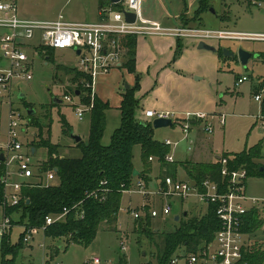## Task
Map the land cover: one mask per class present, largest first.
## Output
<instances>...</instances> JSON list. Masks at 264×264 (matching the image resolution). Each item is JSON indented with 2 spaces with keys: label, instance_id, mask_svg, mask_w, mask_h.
I'll list each match as a JSON object with an SVG mask.
<instances>
[{
  "label": "rangeland",
  "instance_id": "374dc122",
  "mask_svg": "<svg viewBox=\"0 0 264 264\" xmlns=\"http://www.w3.org/2000/svg\"><path fill=\"white\" fill-rule=\"evenodd\" d=\"M160 1L141 0L142 10L148 16L155 17L161 14L164 17L165 12H171V7L169 0ZM158 2L164 6H160ZM210 3L216 13L215 16L210 12H205L201 17L195 16L196 5L192 12L190 11L189 18L184 15L181 20L178 19L179 26L264 34V3L261 6L251 4L249 0H211ZM19 4L23 13L37 22L61 16L78 17L88 5L87 0H19ZM161 9L164 11L162 12ZM183 19L187 20H185L187 25L184 24ZM162 26L179 27L174 21L165 22ZM38 43L35 38L24 50L30 59L32 79L30 81L15 80L6 89L0 87V144L3 145L6 142L11 117L17 120V140L26 150L31 146L30 143L34 137L39 134L38 128L33 124V121H36L42 128L41 137L50 145H60L57 150L60 157L78 158L79 151L72 146L73 140H70L69 135L64 136L61 133L60 117L56 108L60 113L65 114L66 122L71 126V132L79 136L83 142H86L88 136L89 115H84L82 121H79L67 102H62L63 104L57 107L51 106L53 98L58 97L62 100L67 84L69 85L72 79L70 74L56 67L59 64H70L69 67H72L73 54L71 51L55 50L54 56L50 55V58L46 59L45 52L42 53L36 49ZM197 44L198 42L194 40L178 42L170 37L137 36L136 73L139 76V88L133 91V96L138 101V107L134 113L135 119L144 122L145 117H141L140 109L144 108L142 103L144 104L146 100H159L165 94L178 96L190 105L189 110L193 111L192 114L196 112L207 116V122L202 121L194 125L193 129L196 131L194 134L198 141L196 146L192 147L194 148L192 153L187 152V144L177 131L179 125L176 119H185L186 113L184 115L171 113L173 114L171 120L174 123L171 130L153 131L154 138L160 142L166 139H169L172 144L178 140L181 141L176 148L170 150L169 155L175 161L189 160L192 156H194L192 160L202 159L210 150L221 158L224 156L232 159L233 154L261 144V157L258 163L264 165V131L253 119L260 113L261 108L264 112V99L261 105L253 100L256 84L264 82V42L231 40L208 42V45L216 48V52L198 50ZM222 49L229 50L235 56L238 50L242 49L251 53L253 57L245 66H242L237 56L224 57L221 54ZM179 58H181L179 64L176 65ZM5 67L7 62L0 57V68ZM171 69L177 70L176 72L183 76L178 79L173 78ZM118 70L119 73H123V68ZM244 76L248 80L234 87L235 80ZM156 83L159 84V89L152 95ZM126 90L124 82H120L115 88L117 94H123ZM28 110L34 111L31 117L27 114ZM220 119H223V125H220ZM119 124V112L113 108L107 109L105 129L101 139L103 146L110 144L111 135ZM206 124L210 125V131L204 130ZM137 151L135 161L137 166H140L142 160ZM31 157L35 167L39 168L46 161L47 153L43 148H38ZM190 167L191 165H188L187 169ZM177 174L179 180L184 179L180 171ZM246 193L264 198V176L250 177L246 182ZM129 198L131 202L128 204ZM140 203L141 197L137 193L123 195L120 207L138 211L143 221L135 220L131 213L120 209L121 212H118L115 222L108 225L102 223L94 240L86 246L77 243L66 244L63 239L52 240L44 237L39 230H35L33 240L17 251L15 261L20 264H39L43 255H46L52 262L60 264H85L88 259L95 256L113 264H118L121 260L123 264L154 262L157 252L162 249L163 235L173 231L177 225L173 221V216L181 215L182 211L198 215L204 213L206 209L205 205L199 204L194 198L185 200L182 204L181 201L173 199L170 202L173 207L172 213L163 221L154 219L153 223H150L144 220L146 215L141 210ZM154 206L157 207V205ZM9 217L14 223L19 222L17 216ZM152 227L158 230L150 233ZM22 231L20 225H14L9 236L12 245L19 242ZM122 242L126 247L125 251L121 249Z\"/></svg>",
  "mask_w": 264,
  "mask_h": 264
},
{
  "label": "built area",
  "instance_id": "2783aa9c",
  "mask_svg": "<svg viewBox=\"0 0 264 264\" xmlns=\"http://www.w3.org/2000/svg\"><path fill=\"white\" fill-rule=\"evenodd\" d=\"M125 12L135 15L133 23L125 20ZM98 15L99 20L93 23H65L61 18L54 22L27 21L18 16L17 0H0V29L4 31L0 36V57L7 62V67L0 68V87L6 89L15 80L32 79L30 59L24 50L33 39L37 38L39 42L36 49L43 47L59 51L71 50L76 58L74 69L82 74L83 78L67 84L62 102H67L73 108L77 119L82 121L84 115L89 114L93 108L99 79L113 70L123 68L125 47L122 40L128 36H162L205 43L221 40L264 42V34L251 35L181 26L165 28L157 21L144 18L141 0H120L117 4L109 2L100 6ZM76 50L80 51L78 55ZM247 80L245 76L238 77L234 87ZM75 91H78V95H75ZM84 97L89 98V103L81 102ZM263 99L264 82H258L253 91V100L261 105ZM144 116L152 120L172 119L173 114L146 110ZM253 119L264 131L262 108ZM192 121L207 122V116L202 113H186L185 119H176L184 135L188 133ZM220 125H223V119H220ZM17 128V120L10 117L6 142L0 144V155L3 156V161H0V186L3 187L0 203V248L3 238L10 234L14 227L5 209L18 205L24 187L38 184L48 186L55 179L56 172L55 169L38 172V167L32 162L31 148L24 150L17 140ZM204 130L210 131V125L206 124ZM165 144L173 145L170 141ZM163 160L173 163L169 154H165ZM229 160L230 158L222 157L218 161L220 182L205 178L196 185L194 182L178 181L166 176L153 190L147 189L142 180L131 182L128 188L123 189L122 194L137 193L161 200L159 207L147 204L141 206V210L150 219L163 221L169 216L172 212L169 202L171 199L185 201L194 198L199 204L214 206L219 227L212 240L198 247L193 253L172 255L167 264H264V198L246 193V182L249 179L247 170L243 167L230 169ZM76 207L78 206L75 205L72 209ZM69 211L64 208L56 216H46L39 228L21 226L22 244L27 245L33 240L35 230L44 234L47 227L63 221ZM131 215L135 220L140 219L138 211L132 210ZM78 216L82 217V213ZM254 222L256 226L251 229ZM121 249L126 250L123 242ZM254 257L259 260L253 261ZM42 264L60 263L46 258ZM85 264L113 263L95 256ZM145 264L158 263L154 261Z\"/></svg>",
  "mask_w": 264,
  "mask_h": 264
},
{
  "label": "trees",
  "instance_id": "16d2710c",
  "mask_svg": "<svg viewBox=\"0 0 264 264\" xmlns=\"http://www.w3.org/2000/svg\"><path fill=\"white\" fill-rule=\"evenodd\" d=\"M100 1V6L109 3L108 0ZM210 2L211 0H198L194 15L201 17L205 12H210V9H213ZM185 20L183 19L184 24ZM122 45L125 47L123 68L134 76V84L122 95L119 106L120 124L113 131L110 144L107 146L101 144L105 129V111L108 105L96 97L89 113L88 138L86 142L81 140L73 146L79 151L78 158L60 157L57 154L59 146L50 145L43 139L41 137L42 128L38 122L33 121L39 134L31 141L30 147L35 150L43 148L47 153V159L40 165L38 172L44 173L55 169V179L48 186L38 184L39 186L22 189L18 205L5 209L6 215L19 218L18 223L11 220L13 226L39 228L43 225L46 216H56L66 208L70 211L63 221L47 227L44 237L52 240L63 239L66 244L77 243L86 246L94 240L102 223L108 225L116 220L122 191L129 187L134 176L133 148L139 146L143 158L156 156L163 160L167 148L153 139L151 124L140 122L134 117L138 101L134 98L133 91L139 88V76L135 70L136 38L128 36L122 40ZM38 49L40 51L51 50L43 47ZM56 68L70 74L72 83L83 78V75L73 67L57 66ZM81 102L87 104L89 98L84 97ZM51 106L56 105L52 103ZM60 123L61 133L70 135L71 128L63 116H60ZM260 147L261 144H258L233 154L228 166L230 169L245 168L249 178L263 177L264 165L258 163L261 157ZM189 170L196 185H199L205 178L220 182L219 163L215 165L193 164ZM104 190L107 191L104 192ZM2 194L3 187L0 186V203ZM75 205L78 207L72 209ZM214 209L213 205H208L206 213L202 216H181L173 231L163 235V246L157 252L156 262L167 264L172 255L193 253L198 247L209 243L219 227ZM80 213L82 217L78 216ZM252 224L250 228L254 229L256 223ZM149 232L154 233L153 229ZM9 236L10 234L6 235L2 240L0 264H20L15 261V256L24 245L20 238L16 245H12ZM258 260L254 257L253 261Z\"/></svg>",
  "mask_w": 264,
  "mask_h": 264
},
{
  "label": "crops",
  "instance_id": "0c3cea01",
  "mask_svg": "<svg viewBox=\"0 0 264 264\" xmlns=\"http://www.w3.org/2000/svg\"><path fill=\"white\" fill-rule=\"evenodd\" d=\"M160 1V0H159ZM197 1L198 0H169V5H170V9L171 12H165L166 15H155V17L152 16H148V14H145V12L142 10L143 16L145 19L151 20V21H157L159 22L161 25H163L165 22L170 23L171 21H174L178 24L179 26V20L178 19H182L181 16L186 15L187 18H189L190 16V11L192 12L193 7H195L197 5ZM251 2V4H256L261 6L262 3H264V0H249ZM18 2V16L20 19L22 20H28V21H36V20H32L30 19L25 13H23V11L20 9V4H19V0H17ZM162 3V1H160ZM160 2H158V4L160 5ZM88 5H86V7L84 8V12L80 13L81 15L78 17H70V16H65V17H59L62 19L63 22L65 23H93L99 20V15H98V11L100 8V4L101 1L100 0H87ZM106 5V4H104ZM164 6V4H162ZM160 5V6H162ZM162 8V7H161ZM162 12L164 11L163 9H161ZM211 14V13H210ZM212 15H216L215 11L214 14ZM59 18H53V19H48V20H43L42 22H54L57 21ZM190 22H192V20H190ZM192 25V24H191ZM187 27V26H186ZM212 30V29H211ZM214 30H226V29H214ZM229 31V30H226ZM4 33V31H0V36ZM243 34H251L254 35L256 33H244L241 32ZM137 38V37H136ZM173 38V37H170ZM175 39V38H174ZM178 42H180L181 40H191V39H176ZM38 41V40H37ZM54 51L53 49L51 50H42L41 52L44 53L45 52V57L46 59L50 58V55L54 56ZM59 51V50H56ZM65 51H71V50H65ZM72 52V51H71ZM48 53V55H47ZM73 57H74V61H73V68L75 67V62H76V58H75V53H73ZM181 58L178 59V61L176 62V65L179 64V60ZM72 63V62H70ZM59 66H64V67H69L70 64H59ZM137 51H136V56H135V70L137 69ZM180 67H178L179 69ZM177 71V70H176ZM176 71H174V69H171L170 73L171 76L175 79L181 78V76H183L181 73H177ZM123 73H119V70H113L110 74L103 76L99 79L97 87H96V98L101 100L103 103H106L108 105V110L113 108L116 111L119 112V106L121 103V99H122V95L123 94H117L115 92V88L119 85L120 82H124L125 85H128L129 88L131 86H133L134 84V76L132 74H129L126 72L125 69L122 70ZM71 81V80H70ZM158 85V86H157ZM159 89V84H154V88L152 90V95L156 94L157 90ZM165 94V93H164ZM64 95V93H63ZM58 101L60 100L58 97H55ZM62 101V100H60ZM54 104V103H53ZM63 103H57L55 104L56 107L57 105H62ZM144 106V108L140 109V115L141 117L144 116L143 112L146 110H152L154 112H160V111H164V112H169V113H180V114H185V113H192L193 111L189 110L190 105H187V102L182 100L180 97L175 96V95H170V94H165L164 97H161V99L159 100H146L145 103H142V107ZM61 107V106H60ZM58 111V115L60 116H64L65 120H66V116L64 113H60L59 109L56 108ZM64 110V108H63ZM107 111V110H106ZM196 113V112H194ZM120 114V112H119ZM85 115H89L88 113H86ZM145 117V116H144ZM151 120V121H150ZM145 123H150L152 122V119H148L145 117L144 120ZM199 121H192L190 124V129L188 131V133L186 135H184L180 129V126H177V131L183 136L182 139L183 141L186 142L187 144V152H191L192 153V148L193 146H196L198 138L195 137V130L194 125H196ZM70 126V125H69ZM174 126V123H172V125L170 127L167 128H160V129H153V131H158V130H166L169 129L171 130V127ZM71 128V126H70ZM61 129V128H60ZM88 133H89V129H88ZM72 134H74L72 132ZM64 135V134H62ZM66 136V135H64ZM193 137V138H192ZM70 138V137H69ZM88 138V136H87ZM153 139L161 144L162 146H165L167 148V152L166 154H170V150L173 148H176L178 146V144L181 141H177L176 143H174L173 145H169L167 146L165 144L166 141H170L169 139H166L165 141L160 142L159 140H156L153 136ZM70 140L72 141V139L70 138ZM195 140V142H194ZM52 142V141H51ZM171 142V141H170ZM53 143V142H52ZM53 144H57V143H53ZM74 142L73 145L74 146ZM59 145V144H58ZM60 146V145H59ZM31 149H34L32 147H30ZM136 150H138L137 152L139 153L140 157H141V163L140 166H137L136 161H135V156H136ZM36 150L34 149V153L35 154ZM213 151L210 150L209 152L204 154L205 158L202 159H194L192 160L191 158L194 157H190L189 160H184V161H173V163H168L165 162L164 160H160L159 158H156V156H149L148 158H143L141 155V150L139 146H135L133 148V158H132V164H133V168H134V172L136 173L133 176L132 182H136L138 180H142L145 183V186L147 187V189L149 190H153L155 189L160 181L166 177L169 176L174 180H178V181H185V182H191L193 183V178L190 175V168L187 169L188 165H193V164H204V165H215L218 163L219 159L221 158V156H218L217 154L212 153ZM137 153V154H138ZM212 154V155H211ZM149 158H151V160H149ZM231 158V157H230ZM180 171L182 173V175L184 176L183 180H179L177 178V172ZM193 174V173H191ZM123 195H127L126 193L122 194ZM141 205L144 204H151V205H157V207H159L161 205V200L159 199H152L149 196H141ZM122 199V198H121ZM173 200V199H171ZM171 200L169 202H171ZM174 200H178V199H174ZM180 201V200H178ZM131 202V199H128V204ZM184 202V201H183ZM181 201V204L183 203ZM171 207H172V203H171ZM206 209L204 211V213H200V214H196V215H192L190 214L188 211H182L181 215H175L178 216V220L179 218L182 216L184 217V213H186L187 216L189 217H193V216H202L203 214L206 213L207 211V206L205 205ZM120 209H122L120 207ZM119 209V211H120ZM173 210V207H172ZM122 211H127L129 213H131V209L127 208V209H122ZM121 212V211H120ZM172 213V212H171ZM175 216H173V221L177 223V221H175ZM116 218H118V214L116 216ZM141 219V218H140ZM139 220V219H138ZM145 221H149L150 223H153L152 221H154V219H150L149 217H145L144 219ZM159 220V219H158ZM141 221H143V219H141ZM144 221V222H145ZM153 231L156 232L158 229L153 228ZM118 230V229H117ZM12 231V230H11ZM49 258L46 255H43V257L41 258V261L39 264H42L43 260ZM50 260V259H49ZM123 260H121L119 262V264H123Z\"/></svg>",
  "mask_w": 264,
  "mask_h": 264
},
{
  "label": "water",
  "instance_id": "95a60500",
  "mask_svg": "<svg viewBox=\"0 0 264 264\" xmlns=\"http://www.w3.org/2000/svg\"><path fill=\"white\" fill-rule=\"evenodd\" d=\"M111 4H117L119 3L120 0H108ZM210 13L214 14V10L213 9H210ZM124 17H125V20L128 22V23H133L134 20H135V15L132 14V13H128V12H125L124 13ZM197 49L198 50H207V51H211V52H216V48H214L213 46H210L208 45L207 43L205 42H198L197 44ZM79 50H76V54L78 55L79 54ZM222 54L224 57H231V58H235L237 56V59L239 61V63L242 65V66H245L249 59L253 57V55L247 51H244L242 49H239L238 52H237V55L235 56L233 53H231L229 50L227 49H222L221 50ZM125 88L128 89L129 86L128 85H125ZM75 95H78V91H75ZM52 103L54 104H57V103H62V101H58L56 98H53V101ZM29 116H32L34 114V111L33 110H28V113H27ZM172 125V120L169 119V118H166V119H160V118H157V119H153L152 122H151V126L153 129H160V128H167V127H170ZM70 138L73 140V142L75 144L79 143L81 141V138L77 135H74L72 134V132H70ZM31 153L33 154L34 153V149H31ZM0 161H3V156L0 155ZM262 170V169H261ZM136 173L134 172V175ZM184 216L186 215V213L183 214ZM175 221L178 220V216H175ZM144 255V253H143Z\"/></svg>",
  "mask_w": 264,
  "mask_h": 264
}]
</instances>
